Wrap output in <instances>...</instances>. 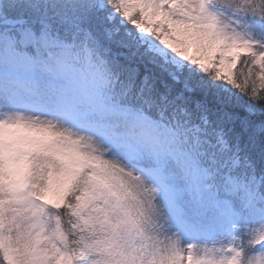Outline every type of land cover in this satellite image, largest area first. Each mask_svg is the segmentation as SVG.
Segmentation results:
<instances>
[{
  "label": "snow or ice",
  "instance_id": "snow-or-ice-1",
  "mask_svg": "<svg viewBox=\"0 0 264 264\" xmlns=\"http://www.w3.org/2000/svg\"><path fill=\"white\" fill-rule=\"evenodd\" d=\"M0 264H264V0H0Z\"/></svg>",
  "mask_w": 264,
  "mask_h": 264
}]
</instances>
